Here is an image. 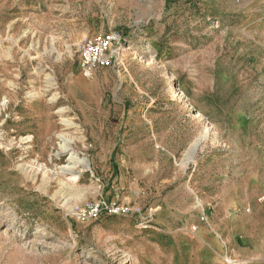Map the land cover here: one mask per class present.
I'll return each mask as SVG.
<instances>
[{"label": "rangeland", "instance_id": "obj_1", "mask_svg": "<svg viewBox=\"0 0 264 264\" xmlns=\"http://www.w3.org/2000/svg\"><path fill=\"white\" fill-rule=\"evenodd\" d=\"M0 264H264V0H0Z\"/></svg>", "mask_w": 264, "mask_h": 264}, {"label": "built area", "instance_id": "obj_2", "mask_svg": "<svg viewBox=\"0 0 264 264\" xmlns=\"http://www.w3.org/2000/svg\"><path fill=\"white\" fill-rule=\"evenodd\" d=\"M119 41L120 38L115 33H111L92 37L82 43L79 63L85 77L92 78L113 63L119 53L117 47ZM102 210H108L115 214L129 212L127 208L117 205L108 206L106 203L91 208V212L94 214H98ZM202 220L206 221L207 218L203 216Z\"/></svg>", "mask_w": 264, "mask_h": 264}, {"label": "bare ground", "instance_id": "obj_3", "mask_svg": "<svg viewBox=\"0 0 264 264\" xmlns=\"http://www.w3.org/2000/svg\"><path fill=\"white\" fill-rule=\"evenodd\" d=\"M201 142V140H198L194 146L191 148V150L188 152V160H191L192 159V156L194 154V152L196 151V147L197 145Z\"/></svg>", "mask_w": 264, "mask_h": 264}]
</instances>
